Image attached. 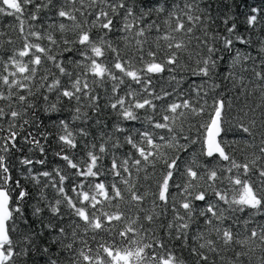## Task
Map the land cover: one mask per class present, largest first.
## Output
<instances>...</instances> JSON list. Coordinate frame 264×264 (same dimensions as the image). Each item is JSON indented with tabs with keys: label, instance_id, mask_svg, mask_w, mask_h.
I'll list each match as a JSON object with an SVG mask.
<instances>
[{
	"label": "snow or ice",
	"instance_id": "obj_1",
	"mask_svg": "<svg viewBox=\"0 0 264 264\" xmlns=\"http://www.w3.org/2000/svg\"><path fill=\"white\" fill-rule=\"evenodd\" d=\"M262 221L264 8L0 0V264H264Z\"/></svg>",
	"mask_w": 264,
	"mask_h": 264
},
{
	"label": "trees",
	"instance_id": "obj_2",
	"mask_svg": "<svg viewBox=\"0 0 264 264\" xmlns=\"http://www.w3.org/2000/svg\"><path fill=\"white\" fill-rule=\"evenodd\" d=\"M241 3L244 4V5H252V6H257V7H261V8H264V0H241ZM218 6H222V5H218ZM249 9L247 7H241V8H238L236 9V11L238 13L241 14V19H243V13L245 11H248ZM215 14V12H214ZM7 20H10L11 18H6ZM161 24H162V20H161ZM241 29L243 30V26L241 25ZM242 102V101H241ZM252 101L249 100V103H251ZM257 103L259 102L258 100L256 101ZM228 139H232V137H228ZM241 147H243V145L241 144L240 145ZM40 166L37 165V168H39ZM264 222V221H262Z\"/></svg>",
	"mask_w": 264,
	"mask_h": 264
}]
</instances>
